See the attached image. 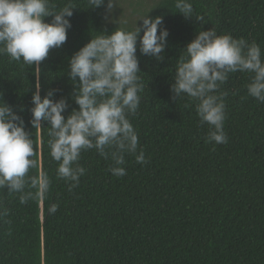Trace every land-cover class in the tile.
Instances as JSON below:
<instances>
[{
    "label": "trees",
    "instance_id": "16d2710c",
    "mask_svg": "<svg viewBox=\"0 0 264 264\" xmlns=\"http://www.w3.org/2000/svg\"><path fill=\"white\" fill-rule=\"evenodd\" d=\"M68 2L52 0L57 9ZM191 2L204 21L175 12L174 0H157L148 13L163 16L169 30L163 61L137 50L144 90L129 119L147 162L125 154L126 175L116 177L111 159L83 151L78 163L86 171L72 191L56 176L47 122L38 130L30 124L35 68L0 54V100L24 118L39 161L29 175L43 171L51 180L44 200L23 204L20 193L0 188V264H264V103L247 94L251 74L230 73L220 86L227 94L226 144L207 142L196 102L174 100L171 91L178 58L198 30L214 27L256 42L264 53V0ZM71 3L68 39L40 66L42 97L59 89L56 98L69 97L65 115L78 107L70 95L69 58L92 36L118 27L106 22L103 7ZM51 204L58 205L54 214Z\"/></svg>",
    "mask_w": 264,
    "mask_h": 264
},
{
    "label": "clouds",
    "instance_id": "9594fccd",
    "mask_svg": "<svg viewBox=\"0 0 264 264\" xmlns=\"http://www.w3.org/2000/svg\"><path fill=\"white\" fill-rule=\"evenodd\" d=\"M87 5L103 7V18L118 27L111 33L102 31L92 36L69 58L67 75L73 84L70 95L78 107L65 115L69 97L56 98L59 89L49 88L42 97L40 66L50 50L66 43L76 7L71 0L59 9L52 0H0V54L35 68L30 124L38 130L47 122L50 156L57 162L56 176L69 184V191L85 174L86 169L78 163L83 151L95 149L111 159L109 171L116 177L126 175L122 166L125 154L135 155L137 163L147 162L129 119L137 113L139 93L144 90L137 50L163 61L169 36V30L162 27L163 16L152 17L148 12L129 30L121 26L127 24L126 20L111 15L119 0H87ZM174 6L185 19L204 21L203 16L194 15L191 0H174ZM46 17H52L51 21ZM237 71L251 74L247 94L264 103V53L254 41L249 43L230 33L217 34L214 27L201 29L176 63L173 99L187 96L196 102L199 122L208 125L209 143H228L224 131L227 94L219 89L229 74ZM31 133L13 106L0 100V188L6 186L10 194L20 193L22 204L31 199L44 200L51 185L47 172L29 175L30 169L39 168ZM57 210V204L48 209L51 214Z\"/></svg>",
    "mask_w": 264,
    "mask_h": 264
},
{
    "label": "rangeland",
    "instance_id": "374dc122",
    "mask_svg": "<svg viewBox=\"0 0 264 264\" xmlns=\"http://www.w3.org/2000/svg\"><path fill=\"white\" fill-rule=\"evenodd\" d=\"M156 1L157 0H119V6L114 9L111 15L122 21L126 20V25L134 27L136 21L142 15L147 14ZM106 22L113 23L111 20ZM140 23H142V21H138V24Z\"/></svg>",
    "mask_w": 264,
    "mask_h": 264
}]
</instances>
